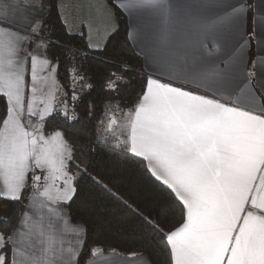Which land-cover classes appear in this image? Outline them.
Wrapping results in <instances>:
<instances>
[{
	"label": "snow or ice",
	"instance_id": "snow-or-ice-1",
	"mask_svg": "<svg viewBox=\"0 0 264 264\" xmlns=\"http://www.w3.org/2000/svg\"><path fill=\"white\" fill-rule=\"evenodd\" d=\"M112 6L142 72L111 54L119 25L102 41L57 35L50 0H0V264H117L73 223L90 190L124 209L157 264H264V0ZM93 55L107 71H89ZM77 129L146 190L131 203L113 190Z\"/></svg>",
	"mask_w": 264,
	"mask_h": 264
},
{
	"label": "trees",
	"instance_id": "trees-1",
	"mask_svg": "<svg viewBox=\"0 0 264 264\" xmlns=\"http://www.w3.org/2000/svg\"><path fill=\"white\" fill-rule=\"evenodd\" d=\"M50 2L53 11L49 26L57 35H63L65 27L59 16L58 0H51ZM107 2L114 11L120 30V35L109 45L110 50L114 49L111 54L130 59L133 72H142L140 57L133 56L125 45L118 43V41L123 40L124 34L128 29L127 18L112 6L113 0H107ZM73 43L80 45L82 42L77 39ZM54 51L58 54L57 50ZM82 62L88 67L90 72L99 74L102 71H107L103 66L102 58L99 56H90L88 60ZM90 99H95L98 103L104 102L103 93L99 88H97V91L93 93ZM82 127L87 129V121ZM90 135V130L80 131L77 129L76 142L83 149L93 150V154L96 157L94 163L99 169L107 170V176L111 180L110 187H113V190L119 189L124 192L125 199H129V197L136 198L145 191L146 185L137 169L130 164H125L122 159L114 161L103 153L96 151V146L90 143ZM84 199L87 201V205L78 201L69 210L73 223H87L90 232L94 233L93 240L99 239L102 241L103 245L109 249V253L113 248L123 256H129L135 252L137 255L146 256L151 264H157V261L161 258L158 251L141 234L138 225L134 224L132 219L124 214L123 208L109 201L103 194L93 190L86 192ZM129 203H131V199H129ZM13 222H15V218Z\"/></svg>",
	"mask_w": 264,
	"mask_h": 264
},
{
	"label": "crops",
	"instance_id": "crops-1",
	"mask_svg": "<svg viewBox=\"0 0 264 264\" xmlns=\"http://www.w3.org/2000/svg\"><path fill=\"white\" fill-rule=\"evenodd\" d=\"M51 1V0H50ZM29 2V0H25ZM118 2V1H117ZM208 0H169L170 5L175 9L186 4H207ZM57 8L60 19L68 31L83 32L85 36L89 33L99 40H103L108 32L111 31L112 25H117L116 18L113 19L114 11L108 4L107 0H58ZM127 18L128 27L130 18ZM257 31L261 36H264V30H261L259 18H257ZM211 48L212 45L210 44ZM259 49L253 42L252 52H257ZM141 63L143 59L140 57ZM0 205V208H3ZM111 253V252H110ZM106 253V254H110ZM129 256L119 255L116 257L117 264H125ZM132 264H151L146 256L136 255L132 259Z\"/></svg>",
	"mask_w": 264,
	"mask_h": 264
}]
</instances>
